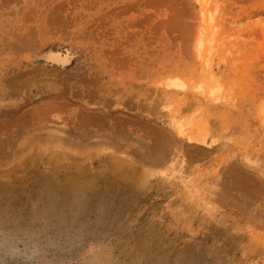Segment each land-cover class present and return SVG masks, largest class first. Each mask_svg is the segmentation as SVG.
<instances>
[{"label": "rangeland", "instance_id": "rangeland-1", "mask_svg": "<svg viewBox=\"0 0 264 264\" xmlns=\"http://www.w3.org/2000/svg\"><path fill=\"white\" fill-rule=\"evenodd\" d=\"M94 113L135 143L203 140L174 166L138 145L5 155L18 122ZM0 155V264H264V0H0Z\"/></svg>", "mask_w": 264, "mask_h": 264}, {"label": "bare ground", "instance_id": "bare-ground-1", "mask_svg": "<svg viewBox=\"0 0 264 264\" xmlns=\"http://www.w3.org/2000/svg\"><path fill=\"white\" fill-rule=\"evenodd\" d=\"M46 58H47V60H50L54 64L57 63V64H60L63 66H66L71 61L70 57L67 54L66 55L53 54V55H48ZM172 84L179 86V87L183 86L180 82H178L176 80H174V82ZM11 85H15V84L11 83ZM10 89H13V90L7 91V94L8 95L14 94L13 91L16 90V87L14 88L12 86V88H10ZM90 94L91 93H88L89 96H90ZM10 97H11V95H10ZM90 98H92V96ZM92 105H93V107H96L97 104L95 103ZM55 109H56V106H54V105L53 106L46 105L44 109H41V110L38 109V111L37 112L35 111V112L39 115V119H42V121L40 120L41 123L44 124L45 123L44 119H48L50 116H53V114H51V111H53ZM98 110H99V108H98ZM36 113H34V115ZM31 115L33 116V113ZM97 115H98L97 113H94L92 115L91 114L90 115L89 114H81L79 116V118H75L74 120H71L70 123L67 121V119L65 120L63 118L61 126H64V129H63L64 133L62 134L63 131L59 132L60 131L59 129H56V130L54 128H53L54 130L50 129L51 128L50 127L47 129V133H46L47 135H45L46 137L42 135V133L45 132V129L43 132L41 131L42 133L39 130V134H36V133L31 134V131L33 129L29 125L18 122L17 126L15 125L16 128L14 130V134L11 133V136H13V137H11V138L6 137L7 140L2 141L3 145H6L5 155H6V157L12 156L15 154L20 155L21 153H19V152H23L22 150H24L25 148L32 145L35 141H40V140H44L45 142H48L50 144L52 142H61V143H63L64 148L65 147H67V148L75 147L77 149H90V147H92V146L109 144V145L119 146V148L121 147L123 149H126L129 153L131 152L132 146L135 147V145H138V146L143 148L142 149V148L137 147L141 152L139 155H137V156H139L140 159H142L146 162H151V163H153V165H159L158 163L165 162L168 160V161L172 162L171 165L174 166V165H176V163H178V161L176 160L178 158H174V157L171 158L170 156L172 155V151L177 152L179 147H181V146L183 148V144L180 145V143H181L180 138H184L187 141L203 140L201 137H200V139H198L199 137L196 136L197 134L192 135L188 132H185L184 130L179 128L177 125H175V126H173V129H175L177 132L176 136H174L173 134H170V137H167V135L166 134L164 135L163 134L164 132L161 131L162 136H160V137H156V136L160 135V134L159 135L156 134V136H154L156 138L153 139L152 138L153 136L151 137V135H150L149 138H151V140L152 139L154 140V141L152 140L153 144H151V145L143 144V142H144L143 140L145 138H148L146 136H144L143 138L140 137V139L138 138V140H136L137 143H135L134 139L132 138L133 137L132 135H135V134L131 133L130 131L127 132L126 129H128V128L125 127L123 122L120 124V126L118 128L114 124H110L108 126V125H106L107 123H105L104 120L100 121V118ZM101 116H103V115H101ZM57 117H59V121H60V119H62L61 116H57ZM17 118L21 119V117H17ZM105 120H106V118H105ZM24 121H29V118L28 119L26 118ZM46 122H49V120ZM26 123H28V122H26ZM154 133H159V132H154ZM154 133H153V135H154ZM141 138H142V141H141ZM183 143H184V141H183ZM13 144H15L16 146H14ZM2 157L3 156L0 155V158H2Z\"/></svg>", "mask_w": 264, "mask_h": 264}]
</instances>
